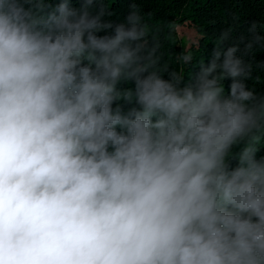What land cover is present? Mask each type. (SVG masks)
I'll use <instances>...</instances> for the list:
<instances>
[{"label":"clouds","instance_id":"9594fccd","mask_svg":"<svg viewBox=\"0 0 264 264\" xmlns=\"http://www.w3.org/2000/svg\"><path fill=\"white\" fill-rule=\"evenodd\" d=\"M122 2L0 0V264H264V22Z\"/></svg>","mask_w":264,"mask_h":264},{"label":"trees","instance_id":"16d2710c","mask_svg":"<svg viewBox=\"0 0 264 264\" xmlns=\"http://www.w3.org/2000/svg\"><path fill=\"white\" fill-rule=\"evenodd\" d=\"M137 2L145 13L153 12V23L173 24L174 39L165 43L170 58L183 50L177 27L186 22L193 26L198 35L197 43L190 46V50L197 56V61L200 58H204L205 61L210 59L214 40L222 29L231 25L236 28L235 35L241 33L248 35L247 28L251 21L264 22V0H137ZM109 6L114 8L117 15H121L127 9V4L122 0H109ZM164 31L166 33L167 28H164ZM261 34L264 35V32ZM257 59L264 60V50L257 52ZM195 70L198 71V68ZM249 83L258 91H264V71L257 70L254 79Z\"/></svg>","mask_w":264,"mask_h":264},{"label":"rangeland","instance_id":"374dc122","mask_svg":"<svg viewBox=\"0 0 264 264\" xmlns=\"http://www.w3.org/2000/svg\"><path fill=\"white\" fill-rule=\"evenodd\" d=\"M177 34L182 49L185 45L191 46L197 43L198 35L193 26L187 22L177 27Z\"/></svg>","mask_w":264,"mask_h":264}]
</instances>
